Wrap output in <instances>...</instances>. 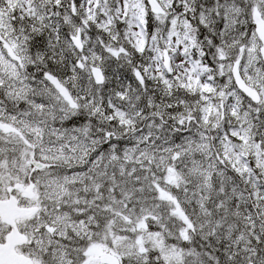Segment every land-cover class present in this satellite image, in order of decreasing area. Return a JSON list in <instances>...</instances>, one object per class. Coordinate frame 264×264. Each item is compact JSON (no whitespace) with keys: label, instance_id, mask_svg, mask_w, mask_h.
I'll list each match as a JSON object with an SVG mask.
<instances>
[{"label":"snow or ice","instance_id":"1","mask_svg":"<svg viewBox=\"0 0 264 264\" xmlns=\"http://www.w3.org/2000/svg\"><path fill=\"white\" fill-rule=\"evenodd\" d=\"M0 264H264V0H0Z\"/></svg>","mask_w":264,"mask_h":264}]
</instances>
